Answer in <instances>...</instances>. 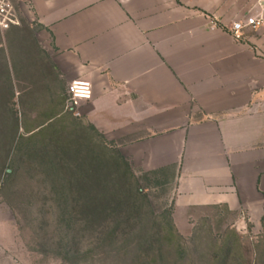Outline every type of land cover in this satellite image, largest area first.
Masks as SVG:
<instances>
[{"label":"crops","instance_id":"crops-1","mask_svg":"<svg viewBox=\"0 0 264 264\" xmlns=\"http://www.w3.org/2000/svg\"><path fill=\"white\" fill-rule=\"evenodd\" d=\"M257 1L12 0V65L53 101L45 113L59 112L71 79L88 78L92 97L77 118L171 185L175 222L208 205L259 210L264 21L239 36L229 28ZM211 13L220 27L209 28Z\"/></svg>","mask_w":264,"mask_h":264},{"label":"rangeland","instance_id":"rangeland-1","mask_svg":"<svg viewBox=\"0 0 264 264\" xmlns=\"http://www.w3.org/2000/svg\"><path fill=\"white\" fill-rule=\"evenodd\" d=\"M8 29H0V264H264V205L191 208L175 222L171 185L152 171L126 160L132 175L116 182L125 169L119 163L96 183L88 161L115 156L119 142L63 103L45 113L55 105L27 90L26 67L12 65ZM133 176L144 196L132 191ZM102 190L134 192L138 216L125 217V200L112 201L119 209L110 215L96 213Z\"/></svg>","mask_w":264,"mask_h":264},{"label":"built area","instance_id":"built-area-1","mask_svg":"<svg viewBox=\"0 0 264 264\" xmlns=\"http://www.w3.org/2000/svg\"><path fill=\"white\" fill-rule=\"evenodd\" d=\"M259 11L248 13L243 19H236L230 23V29L235 36H239L244 27L257 29L264 21V0H258ZM18 12L12 0H0V29H7L12 24L19 23ZM210 29L220 27V21L215 13L208 17ZM92 97V83L88 78L75 77L67 85L63 98V111L72 113L76 117L82 116V102Z\"/></svg>","mask_w":264,"mask_h":264},{"label":"trees","instance_id":"trees-1","mask_svg":"<svg viewBox=\"0 0 264 264\" xmlns=\"http://www.w3.org/2000/svg\"><path fill=\"white\" fill-rule=\"evenodd\" d=\"M0 51L2 54L1 62L3 61V59H4V61H6L5 55L3 53V49L1 48ZM93 160L94 159L92 158V160L88 161L87 164H88L89 168H92V170H95L94 180L98 184H99V182H101V180L104 179L105 176L109 178V176H111L112 173H116L118 170H115V168L118 167L119 163H121V164L123 163L125 165L124 166L125 169H124V172H122V173L120 172L119 174H117V173L115 174L116 175V178H115L116 182H118L119 178L122 179L123 177H126V176L128 177L131 174L129 166L127 164V161L125 160L124 156L119 151L115 152V156H110L109 158L104 159L102 161L95 159V163H94ZM81 164H83V163H79V166H81ZM94 165H95V167H94ZM101 168H104L106 172H104V174L102 173L101 175H97L96 171L101 170ZM132 178H134L135 182H136V186L132 190V191H135V193L130 192V191L126 192L123 190H121L122 194L119 190H116L115 192H114V190H112V191H108V190L98 191L97 197L95 196L97 205L95 206L94 211L100 215H102V214L110 215L114 211V209L115 210L119 209L117 207L110 205V203L113 201V202H116V204H119L125 200L126 201L125 203H127V207L129 206L128 210H126V211H128V213L125 214V217L131 216V213H135L133 215L138 216L137 211L139 210V208H141V203H137L136 202L137 199L135 197L134 198L131 197L132 200H130L129 195H130V193H131V195H132V193H134L136 195H143V193L141 191L140 186L138 185V179L134 176ZM117 194H119V195L121 194V197H120L121 199L118 197ZM262 222L264 223V215L262 216ZM113 231L114 230L112 229V232Z\"/></svg>","mask_w":264,"mask_h":264}]
</instances>
